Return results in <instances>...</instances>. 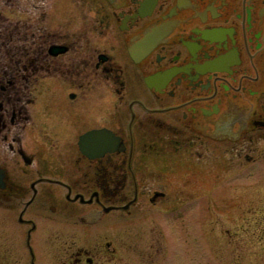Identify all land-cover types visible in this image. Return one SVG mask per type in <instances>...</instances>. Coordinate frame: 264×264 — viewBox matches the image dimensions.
Instances as JSON below:
<instances>
[{"label":"flooded vegetation","instance_id":"flooded-vegetation-1","mask_svg":"<svg viewBox=\"0 0 264 264\" xmlns=\"http://www.w3.org/2000/svg\"><path fill=\"white\" fill-rule=\"evenodd\" d=\"M202 158L264 193V0H0L2 239L30 264H119V217L181 213L167 176Z\"/></svg>","mask_w":264,"mask_h":264},{"label":"rangeland","instance_id":"rangeland-1","mask_svg":"<svg viewBox=\"0 0 264 264\" xmlns=\"http://www.w3.org/2000/svg\"><path fill=\"white\" fill-rule=\"evenodd\" d=\"M197 163L194 172L167 176L169 194L182 200L181 213L159 216L160 226L136 212L133 219L119 217V264H264V193L253 180L257 164L246 163L240 172L247 177L227 182L215 176L223 173L221 163L215 168L205 158ZM59 244L42 243L44 264H52ZM7 252V264H30L25 241L14 248L2 239L0 207V264Z\"/></svg>","mask_w":264,"mask_h":264},{"label":"water","instance_id":"water-1","mask_svg":"<svg viewBox=\"0 0 264 264\" xmlns=\"http://www.w3.org/2000/svg\"><path fill=\"white\" fill-rule=\"evenodd\" d=\"M87 140L88 141H90V140H98L99 139V137H101V136H103V137H105L106 135H105V133H103L102 132V134H101V132H99V131H92V132H88L87 133ZM106 139L104 138V141H105ZM106 149V148H105ZM105 149H103V151L105 150ZM84 150L86 151V153L88 154V155H94V151L96 150L97 151V148H84Z\"/></svg>","mask_w":264,"mask_h":264}]
</instances>
